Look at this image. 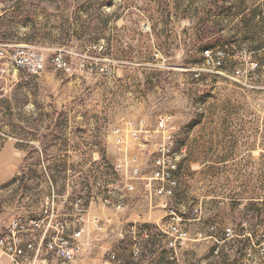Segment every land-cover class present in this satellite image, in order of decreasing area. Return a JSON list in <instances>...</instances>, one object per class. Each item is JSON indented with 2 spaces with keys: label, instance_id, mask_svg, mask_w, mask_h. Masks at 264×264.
<instances>
[{
  "label": "rangeland",
  "instance_id": "rangeland-1",
  "mask_svg": "<svg viewBox=\"0 0 264 264\" xmlns=\"http://www.w3.org/2000/svg\"><path fill=\"white\" fill-rule=\"evenodd\" d=\"M0 41L45 59L39 75L0 83L1 225L40 217L55 194L60 214L77 199L111 208L126 264H264V0H0ZM217 48L220 69L204 56ZM165 118L186 150L169 201L189 233L175 260L163 202L146 191L162 138L140 149L116 134ZM129 178L143 184L146 221L125 222ZM110 191L121 211L102 205Z\"/></svg>",
  "mask_w": 264,
  "mask_h": 264
},
{
  "label": "built area",
  "instance_id": "built-area-1",
  "mask_svg": "<svg viewBox=\"0 0 264 264\" xmlns=\"http://www.w3.org/2000/svg\"><path fill=\"white\" fill-rule=\"evenodd\" d=\"M208 63L215 69H220L223 61L228 56L226 50L217 48L207 50L204 53ZM58 68H65L66 63L59 56L54 61ZM45 68L44 57L36 52L30 46H21L0 41V83L13 76L17 72H23L27 77L39 75ZM240 71L236 73V76ZM126 132L129 138L135 142L140 149L147 147L153 134H159L161 142L156 146L153 160V174L147 180L146 191L162 200V208L165 210L167 223V236L169 237L168 247L172 251L171 259H176V253L179 246L188 241L189 233L181 227L183 219L177 212L170 207V203L176 195L180 181V168L183 158L186 156V150L173 152V145L176 142V130L170 127L169 119H162L156 130L151 131L144 126V121L135 123L127 122L124 130L118 129L116 134L120 137L118 142L122 143L120 134ZM140 170L135 167L132 177H139ZM130 191L134 190L133 185H127ZM58 197L53 194L45 203V207L39 218L31 219L28 217L13 218L5 230L0 232V264H40L42 255H49L62 263H73L81 252L80 239L82 228L71 230L67 220L62 219L59 212ZM65 201V199H64ZM66 202V201H65ZM101 203L104 207L113 206L117 211L123 209L121 204L116 205L110 196L103 198ZM72 205L80 214L78 224H82V217L85 214L82 199H77ZM201 214L200 208L192 210L189 220H197ZM98 228H101L100 222L94 220ZM133 235L137 233L133 228ZM229 239L232 237V230L227 228L223 232ZM139 237L147 240L149 235L145 232H139ZM203 235L199 234V238ZM140 249H135V254H139ZM218 254V250L215 252ZM5 259L6 262L3 260ZM111 259H115L111 256Z\"/></svg>",
  "mask_w": 264,
  "mask_h": 264
},
{
  "label": "crops",
  "instance_id": "crops-1",
  "mask_svg": "<svg viewBox=\"0 0 264 264\" xmlns=\"http://www.w3.org/2000/svg\"><path fill=\"white\" fill-rule=\"evenodd\" d=\"M150 130L154 131L155 129ZM128 180V182L134 185L136 191L135 193L131 194L129 196V199L126 201V206L130 208L128 210L125 222L136 223L146 221L149 219L150 215L147 213L148 205L141 192V185L143 184L139 182H133L131 178H129ZM69 205H72V203H70ZM60 207L61 206H59V209ZM84 211L85 214L82 217V224H80V227L82 228V235L80 239L81 252L74 263L126 264L123 262V250L115 244H112V241H116L117 238H122L124 235L120 230V228L122 229L123 226H121L122 224H120L117 215L113 213V210L111 208H103L99 203L98 205H95L94 201L86 204V207L84 206ZM154 215H156V218H162V211H156ZM61 217L64 220L70 221L80 217V214L76 209H74L71 210V212L61 213ZM94 220L100 222L102 227L98 228L94 223ZM6 227L7 226H3L0 224V232L5 230ZM125 234H127V232H125ZM108 240H111V243H105V241ZM142 253L144 252L142 251ZM180 253H176V259L180 257ZM111 256H114L115 259L112 260ZM49 258L52 257L49 255H42L40 257V264H50ZM3 260L6 262L5 259Z\"/></svg>",
  "mask_w": 264,
  "mask_h": 264
},
{
  "label": "bare ground",
  "instance_id": "bare-ground-1",
  "mask_svg": "<svg viewBox=\"0 0 264 264\" xmlns=\"http://www.w3.org/2000/svg\"><path fill=\"white\" fill-rule=\"evenodd\" d=\"M173 152H175L174 148H173Z\"/></svg>",
  "mask_w": 264,
  "mask_h": 264
}]
</instances>
